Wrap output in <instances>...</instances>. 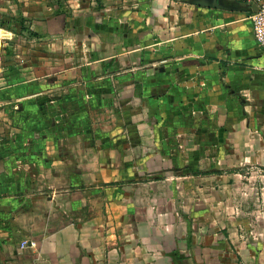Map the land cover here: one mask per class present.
Wrapping results in <instances>:
<instances>
[{"label": "crops", "instance_id": "0c3cea01", "mask_svg": "<svg viewBox=\"0 0 264 264\" xmlns=\"http://www.w3.org/2000/svg\"><path fill=\"white\" fill-rule=\"evenodd\" d=\"M13 1L0 264H264V50L247 1L19 0V33L44 42L18 74ZM45 114L110 120L65 143L40 136ZM13 123L34 135L6 138Z\"/></svg>", "mask_w": 264, "mask_h": 264}, {"label": "rangeland", "instance_id": "374dc122", "mask_svg": "<svg viewBox=\"0 0 264 264\" xmlns=\"http://www.w3.org/2000/svg\"><path fill=\"white\" fill-rule=\"evenodd\" d=\"M59 2L61 6L62 5L65 6L66 4H70V3H73L74 5L78 4L77 0H75L74 2H70L68 0H59ZM23 8H25V2H21L19 0L9 3L8 8L6 7V13H13L11 24L13 28H16L14 29V32L12 35L13 37L12 41L16 43L17 45H16V48L12 49V58L10 60L14 65L18 64V66H16V68L13 69V72H15L16 74H18L20 71L19 63L22 62L20 60V56H25L26 59L29 58L27 62L28 64L34 63L35 62L34 56H36V54L34 53H35V50L38 49L35 46V44L38 42L40 43L44 42V40H39L38 37L36 38V36H34V33L31 32V30L28 32L27 35L19 33L20 18H19L18 13H22L21 11ZM0 13H3V3L2 2H0ZM0 33H2V31H0ZM22 50L25 51L24 54L21 53ZM27 50H29L28 51L29 53H27ZM39 50L43 51L44 49L40 48ZM61 53H63L64 55L67 54L64 51H61ZM2 59L3 58L0 55V76L3 74L2 73L3 68L8 63L9 58H7L5 61L4 59L3 60ZM13 117L15 118L14 114H13ZM44 119L45 121L43 123V129L41 130L40 136H42L44 139L46 138L54 139V141L60 139L61 142L65 141V143L68 138L76 139V137L78 136L77 134L81 132V128L78 127L79 125H86L89 123V121L99 123V122H102L103 120L104 121L110 120L109 115H88V116L80 115L79 117L72 116V119H70L67 115H64V114H61V117L59 118L58 122L57 120H55V115L54 117H52L49 114H45ZM52 120H54V122ZM15 126L19 127V123H13L12 128ZM13 129L12 130L10 129L11 132L10 130L8 131L9 134H7L6 138L9 137L12 140L13 138L20 137V139H23L22 137L34 135L32 133L34 130L26 131L24 130L23 127L22 128L19 127L18 130H13ZM63 147L64 149H67L65 145H63ZM60 148H62V146H60ZM50 166H51L50 161L44 163L45 168H49ZM66 166L67 165H65V167ZM43 180H44V184H50L53 180V177L44 176ZM67 181H68V176L64 174L61 177V182H67Z\"/></svg>", "mask_w": 264, "mask_h": 264}, {"label": "built area", "instance_id": "2783aa9c", "mask_svg": "<svg viewBox=\"0 0 264 264\" xmlns=\"http://www.w3.org/2000/svg\"><path fill=\"white\" fill-rule=\"evenodd\" d=\"M250 5L255 4L258 10L252 12L253 31L258 45L264 50V0H246Z\"/></svg>", "mask_w": 264, "mask_h": 264}, {"label": "water", "instance_id": "95a60500", "mask_svg": "<svg viewBox=\"0 0 264 264\" xmlns=\"http://www.w3.org/2000/svg\"><path fill=\"white\" fill-rule=\"evenodd\" d=\"M191 3L196 4V5L219 7V8H223V9H240V8L230 7L221 0L220 1H217V0H192ZM242 5L244 7H246V10H248V11L255 12L258 10L257 5H255V4L250 5L249 3L244 2Z\"/></svg>", "mask_w": 264, "mask_h": 264}]
</instances>
